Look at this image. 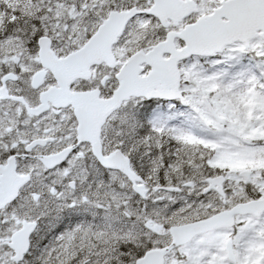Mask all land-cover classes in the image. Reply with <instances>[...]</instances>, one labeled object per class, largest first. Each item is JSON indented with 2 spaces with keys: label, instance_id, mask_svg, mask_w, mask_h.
<instances>
[{
  "label": "snow or ice",
  "instance_id": "snow-or-ice-1",
  "mask_svg": "<svg viewBox=\"0 0 264 264\" xmlns=\"http://www.w3.org/2000/svg\"><path fill=\"white\" fill-rule=\"evenodd\" d=\"M0 264H264V0H0Z\"/></svg>",
  "mask_w": 264,
  "mask_h": 264
},
{
  "label": "rangeland",
  "instance_id": "rangeland-1",
  "mask_svg": "<svg viewBox=\"0 0 264 264\" xmlns=\"http://www.w3.org/2000/svg\"><path fill=\"white\" fill-rule=\"evenodd\" d=\"M220 57L213 58L219 59ZM251 59V62H250ZM211 60V59H210ZM256 63L251 54H245L239 63L227 62L220 65H211L210 63L205 64V68L211 73L215 71H224L229 75H234L237 72L244 70L245 68L252 66Z\"/></svg>",
  "mask_w": 264,
  "mask_h": 264
}]
</instances>
